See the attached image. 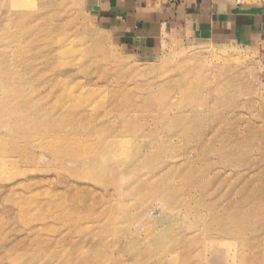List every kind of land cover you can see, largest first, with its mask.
<instances>
[{
  "label": "rangeland",
  "instance_id": "374dc122",
  "mask_svg": "<svg viewBox=\"0 0 264 264\" xmlns=\"http://www.w3.org/2000/svg\"><path fill=\"white\" fill-rule=\"evenodd\" d=\"M21 15L30 24L22 72L38 46L67 47L55 62L57 81L73 82L69 92L82 95L61 94L26 72V120L0 122V264L90 261L75 242L105 235L111 214L118 215L120 253L138 247L132 243L153 249L155 258L147 254L149 261L136 264H264L262 47L178 29L163 35L157 54L145 53L125 43L85 0H0V33ZM9 53L0 42V71L1 56ZM202 94L206 105L194 111L190 101ZM73 96L75 104L96 102L93 110L86 106V119L58 117L62 100L72 106ZM127 108L141 122L122 119ZM114 139V148H104ZM174 165L181 169L166 183L198 195L195 200L204 195L195 204L210 213L197 217L177 199L156 194L164 187L162 171ZM144 208L146 217L134 213ZM210 244L215 254L206 250Z\"/></svg>",
  "mask_w": 264,
  "mask_h": 264
},
{
  "label": "bare ground",
  "instance_id": "6f19581e",
  "mask_svg": "<svg viewBox=\"0 0 264 264\" xmlns=\"http://www.w3.org/2000/svg\"><path fill=\"white\" fill-rule=\"evenodd\" d=\"M13 15H15V14H13ZM13 17L15 18V16H13ZM33 23H34V21H33ZM28 25H30V24H28ZM27 26H26V16L21 15L19 18L12 21V24L9 25L7 28L2 29V32L0 33L1 44H5L10 48L9 54H7L6 56L5 55L1 56V58H2V64L1 65L3 66V68H2V71H0V103L3 104L2 109H0V122L3 123L4 125H7V126L16 120L21 121V122L26 120V72L29 74H31V73L33 74V77L30 76L31 81L41 78L42 83H44L45 85H48V84L51 85L55 91H59L61 94L62 93L65 94L66 92H68L67 95L68 94L74 95V93L77 92L76 91V92L70 93L72 90L76 89L75 84L73 82H69V83L65 82V84H61L57 81L59 79V76L61 73L58 74L59 66L55 62L57 61L59 56L69 53V51H68L69 49L67 47L65 48L66 50H64L63 48H60V47L58 49H56V48L51 49V46L49 49L48 44L38 46L39 49H37L38 52H37V55H35L34 60H31L28 62L30 67L27 69L26 72L25 71L22 72V70H26V56H25L26 55V43H23V40L26 39L25 37H26V27ZM48 37H50V36H48ZM34 49H36V48H34ZM53 74H55V75H53ZM50 75H53V76L49 77ZM181 87H184V86H181ZM186 87L192 88V85L188 84V86L186 85ZM1 89H2V92H1ZM181 92H182V88H181ZM77 93H78V95L76 94V96L82 95L81 91L77 92ZM125 94H127V93H125ZM67 95H66V97L69 98ZM76 96L75 97L73 96L74 98L72 97L73 98L72 101L76 99ZM116 96L118 97V95H116ZM120 96H122V95L120 94ZM124 97H126V96H124ZM130 97H132V96H130ZM130 97L128 99H130ZM204 97H205L204 94H202L199 98V101H194V100L190 101L191 104H194V105H192V107H195L194 111L200 112L203 110L202 109L203 103L205 104ZM133 99L134 98H131L130 101L132 102ZM38 101H40V100H38ZM42 101H44V100L41 99V102ZM55 101H57V100H55ZM134 101L132 103H134ZM76 102H78V101L75 100L74 103L71 102L72 106H69V105L65 104L64 100H62V102L60 104L61 112L59 113L60 116H58V117H60V119H62V117L70 116L73 121H74L75 117H77L80 120L86 119V117H87L86 113L87 112H85V110H87L88 108L93 110V108L97 105L96 102L92 103V105H89V104L84 105L81 103L75 104ZM34 103H35V101H34ZM54 103H56V102H54ZM67 103H69V101ZM120 104H121V101H120ZM135 104H134V106H135ZM79 106H82V107H80L81 110L78 109ZM86 106L87 107L89 106V107L87 108ZM127 109H125V110L123 109V111L127 112V114H125L124 117H121L122 119H126L127 121H133V122H134V120H138V122L141 120V117L138 118L137 113L131 112V111H133L132 109L131 110H129V109L127 110ZM139 109H140V106H139ZM169 109H170L169 106H165V110L169 111ZM43 112H45V110ZM127 115H130V116L128 117ZM165 115H166V113H165ZM188 127L186 128L184 125V129L185 130L187 129V132H189ZM190 129H192V127H190ZM103 132L106 133V131H103ZM100 133H102V132L100 131ZM150 133H152V132H150ZM188 134L190 135V133H188ZM200 139L204 140V137L202 136V138H201V135H200ZM115 144H116V139L103 142L104 148H108V149L114 148ZM139 155L143 156L144 154H142V152L140 151ZM172 165H173V163H172ZM177 166H179V165H177ZM177 166L176 165H174L172 167L170 166V168H168L166 166V168H168V169H166L165 171H162V174L159 177H160L161 182H162L164 187H156L157 188L156 194L160 195L161 198L163 197V198H168V199H171V198L177 199L179 202H182L184 205H187L186 208L188 209V211L190 213L194 214L197 217L198 216L200 217V214L201 215L205 214V212H203V210H206L207 208L205 206L199 208V206H197L195 203H197V201H202L205 196L203 195L201 197L203 199L198 198V200H195L196 196H198V195H196L194 193H189L188 195H185L182 192V189L177 190L174 185L170 184L171 182L166 183L167 182L166 180L169 181L173 177L172 175H173L174 171H178L179 168L181 169V167H177ZM180 174L182 175V173H180ZM161 182H160V184H161ZM140 183H142V180L140 181ZM158 189H160V190H158ZM191 190L194 191V187H191ZM208 208H210V207H208ZM208 210L209 209H207V212H208ZM212 211H215V210H212ZM134 213H136L137 215H139L141 213V215L143 214L144 217H146V215L148 214V210L144 208V209H141L139 211L137 210ZM208 213H210V212H208ZM211 214H213V212ZM111 215L107 217L108 218L107 220H105V223H107L103 229V231H105V229H106V232L103 233L105 235L97 236L98 238L96 237V240L93 239V240H89V241H80V242L76 241L75 242L76 249H78V248L81 249L79 252L77 251V253L81 257L85 258V257L91 255L90 261H87L84 259V261L81 264H83V263L84 264H136L137 262H141V261H149L147 254H149V252L152 251L153 249L151 248V246H145L149 249L146 252H144L142 250V247H143L142 243H140V245H139V243H132L131 244L132 247H136V246H138V247L136 249L132 248V250H130L128 252L120 253L121 247L118 245V243L121 241L119 239L121 236L116 235V233H119L120 231L117 229V227H115V223H117L116 221L118 220V215H114V214L112 216ZM206 217L207 216H205V218ZM210 217H212V215ZM213 218H217V220L214 219L216 222L220 220L218 215L216 217L215 214H214ZM215 221H214V223H215ZM202 223H205V222L203 221ZM223 230L224 229H221L220 232H223ZM202 231H204V233H202V234L207 235L208 230L207 231L202 230ZM159 232H161V231H159ZM235 232L236 231L234 229H231V228L227 229V233L230 236L233 235V237H234V235H236ZM199 235H200V233L199 234L197 233V236H195L196 238L194 237L193 239L197 240L198 238H200ZM85 236H84V238H85ZM78 243H80L81 245H79ZM194 243L196 244L199 242H194ZM159 246L162 247L163 249L166 248L167 251L171 250L170 244H160V245L155 244V248H158ZM214 248H216V247L210 244L207 246L206 250L211 251L212 254H215L214 252H217L218 250H217V248H216V250H214ZM149 255H150V259L155 258L151 254H149ZM185 258L187 259L186 255H185V257L183 256V259H185ZM159 262H160L159 264H165V261H163V259H160Z\"/></svg>",
  "mask_w": 264,
  "mask_h": 264
},
{
  "label": "crops",
  "instance_id": "0c3cea01",
  "mask_svg": "<svg viewBox=\"0 0 264 264\" xmlns=\"http://www.w3.org/2000/svg\"><path fill=\"white\" fill-rule=\"evenodd\" d=\"M134 49L157 54L163 35L185 30L197 37L233 38L264 51V2L237 0H85Z\"/></svg>",
  "mask_w": 264,
  "mask_h": 264
}]
</instances>
